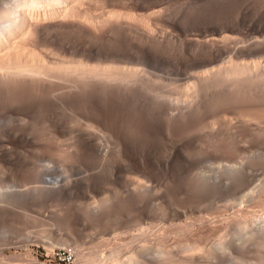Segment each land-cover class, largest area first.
Instances as JSON below:
<instances>
[{
    "label": "bare ground",
    "instance_id": "6f19581e",
    "mask_svg": "<svg viewBox=\"0 0 264 264\" xmlns=\"http://www.w3.org/2000/svg\"><path fill=\"white\" fill-rule=\"evenodd\" d=\"M206 2L0 0V160L53 154L69 166L71 160L77 158L74 163H78L82 158L91 160V167L96 160L98 167L108 164V169L115 161L127 160L128 166L134 164V170L144 172V164H136L135 157L144 158L139 153L145 145L148 148L160 139L167 142L170 155H177L180 143L204 131L208 140L199 137L200 142L209 141L213 160L206 172L200 168L193 178L190 172L191 183L203 193L233 195L225 205L231 213L223 214L218 205L213 212L217 215L210 218L196 208L198 200L187 209L180 204L181 214L194 218L173 228L180 238L191 237L182 243L177 238L173 243L177 247L167 244L173 239V230H168L172 225L167 229L171 233L156 236L148 225L140 226L127 241L128 237L121 241L122 232L102 239L95 247L105 246L108 253L96 248L82 254L84 264H264V27L254 36L242 35L246 38L237 37L236 24L226 28L229 32L215 30L207 18L215 1L208 9ZM162 152L165 155L164 150L157 153ZM26 166L32 182L43 179L48 185L27 188L33 200L61 196L70 186L66 177L48 179L41 165ZM129 178L135 193L127 194L128 198L123 194L125 203L113 193V199L106 196L99 203H80L76 209L83 220L104 227L106 220H117L121 211H127L123 209L131 204L127 201L143 202L149 191L145 181ZM22 192L0 190L1 218L17 217L14 205L17 197L22 200ZM256 205L261 209L253 208ZM165 207L155 210L162 215ZM65 217L73 224L80 220L70 213ZM149 230L155 237L139 243L138 236H147ZM213 232L218 234L214 240L209 237L213 241L207 247L205 237Z\"/></svg>",
    "mask_w": 264,
    "mask_h": 264
},
{
    "label": "rangeland",
    "instance_id": "374dc122",
    "mask_svg": "<svg viewBox=\"0 0 264 264\" xmlns=\"http://www.w3.org/2000/svg\"><path fill=\"white\" fill-rule=\"evenodd\" d=\"M210 1H212V2L215 1L214 2L215 4L211 3ZM216 1L219 3H217ZM206 3H207L206 9H208V7H210L211 4H213L210 7L209 11L207 10L208 11L207 15L210 16V17L207 16V18H209L208 21L211 24V26H214V25L216 26V29H215V26L213 27L215 30L223 29V30H225L224 32H227L228 31L226 29L227 27H233L232 25L236 24L237 26L236 25H234V26H235V28L238 27L237 29H239V30H236L234 27L233 28H234V32L236 34L237 33L239 34L237 37L238 38L239 37L240 38H246L250 34H251L250 36L256 35L258 29H260L261 27H264V0H209V1L207 0ZM221 22L222 23L225 22L224 25ZM210 24H209V26H210ZM221 27H223V28H221ZM234 32H232V33L234 34ZM254 33H256V34H254ZM247 34H249V35H247ZM242 35H244L246 37H244V36L242 37ZM178 60H180V59H178ZM180 62H181V60H180ZM203 132L197 133L198 135L199 134L200 135L195 137V139H194V136H196L197 134H194L192 136L193 138L190 137L191 139L188 137L189 140L186 142L182 138V140L180 142L184 141L183 142L184 144L182 143L183 144L182 145L179 142L180 145H178L179 147H177V149L178 148H181V149L177 150V155H176V153L173 155H170L168 153L169 147L167 145V142L165 144L164 142L159 141L160 139L152 142L153 143L152 146L150 143V145L148 147L150 149L149 150L150 152H148V150H147L148 148L145 145L144 150H142L143 152L141 151L142 153L141 152L139 153V154H143V157L145 159L141 157L142 155L139 156V158L141 157L140 160L138 157H135L136 164L140 163L141 161L144 164V167L146 168V169H144V172L139 171L138 169H137V171L134 170V167H135L134 164L129 165V166H133V167H130V170L127 171V169H129L128 168L129 163L127 160H126V162H123L124 161L123 160L120 163L115 161V163L113 162V163H111V165L109 164L110 165L109 169L107 168L108 164H107V166L104 165L106 168V169L105 168L103 169L104 171L101 170L104 166L102 168L98 167V163L96 162V160H93V161H95V164L97 165V166L96 165L95 166L98 169L95 166L91 167L94 165V164L93 165L90 164V162L93 163L91 160L88 162L87 161L88 159H83L84 161L85 160L87 161V163L83 162L86 164L85 165L86 168H85L84 164L83 163L81 164V162L83 161V160H81L82 158H78V160H79L78 163H74V161L77 162V158H76V160L73 158L74 159L73 161L69 160L70 161L69 163L72 162V164H70L72 166H69L68 161L67 162H65V161L61 162V159H62L61 158V159L57 160L58 162H61V163H59L61 165H57L58 162L55 159H58L60 156L57 155L58 156L57 157L55 154L54 155L56 156V158H54V156L52 157L53 154H50V155L44 154V156L42 155L43 157L41 155H34L35 158H34V156H32V157H29L27 160L23 159V158H18V159L13 158V159L0 160V167H1L0 168V190H1V192L5 191V190L11 191V192H13V191L22 192V190H27V192L26 191L22 192L24 194V196H21L22 200H20L19 197L16 198L19 201L14 199L15 203H17V205L16 204L14 205V209L17 210L15 216H17V217L14 219H12V218L3 219L0 217V250H1L0 251V264H36L35 261L38 262V264H84V262L82 261L81 255L82 254H88L89 252H92V250H95L97 248L95 246L102 239L108 238V237L114 235L115 233L119 234L120 232H122L121 234L123 237L121 238V241H123L125 238L128 237L126 239V241H127L128 239L132 238L131 237L132 235H134L135 233H137L139 231L138 228L140 226L147 227V225L150 228V230H152V229L154 230V228H155V230H157L159 228L158 231H156V233L152 230V232L155 236L158 234L164 235L163 234V233H165L164 231L173 230L171 232H173L174 235L172 233L171 234L172 236L170 237V239L171 238H173V239L168 240L167 244H170V245L172 244V246L177 247L174 244H176L178 242V239L181 236H179L180 232L178 233L176 231L177 230L176 228L178 227V225L176 226V223L184 224L187 221H189L190 219H192V216H193V215H189V214L187 215L188 217L183 216L180 212V211H182V209H187V208H189V206L192 207L195 203L199 202L198 204H195L196 208H201V210L204 211V212L202 211L203 214H205V216H206V214H207V216L209 215L208 216L209 218L212 215H215L213 212L216 211V209H217L216 207L218 205H219L218 207H220V205H221L220 208L223 209L221 211L226 212V213L225 212L224 213L221 212V213H223L225 215H227V213H231L230 208L225 207V205H228L227 202H228L229 198H230L229 202H231V200H232L231 196H233L232 194L222 196V194H224V193H220L218 195H216L218 192L217 193L215 192L216 194H214V192L212 193L211 191L210 192L204 191V193H203V191H200L199 189H197V187H193L194 185L191 183L192 182V179H191L192 174H190V172L193 173V175H192V178H193V177H195V175H197L198 169L201 168L200 170L203 169L202 171H205L206 169H208L206 167H209L207 165L211 164V159H212L211 155H212L213 151L210 152V150H212V149L209 148L211 146L209 141L207 142L209 144L208 145L209 147L207 146V143H205L208 140L207 139L208 137L206 135L207 132H204L206 134H204ZM199 137H201V138L204 137L203 139H206V141H204L202 139L204 142L201 141L202 143H205L204 145H206V146H204L202 144L204 146L203 147L201 145V142H200L201 138H199ZM196 139L199 141L197 142ZM157 141H159L158 144H157ZM195 141L197 142V144L195 143ZM154 143L157 145H155ZM159 143L161 145H159ZM198 143L201 146H199ZM163 144H165L167 146L165 147V145H163ZM158 145H159V147H158ZM162 145L164 147H162ZM147 146H148V144H147ZM155 146H157V147L155 148ZM201 147H203V148H201ZM157 148H160L161 150L157 151V150H159ZM201 149H205V150H201ZM154 150H156L157 152H160V153H161V151L164 150L165 155L163 154V152H162V154H160V153L155 152ZM168 154L170 155V157H172L171 159L168 157L169 156ZM45 155H47V156H45ZM39 156H41V157H39ZM146 156L148 157V159L146 158ZM218 156H219V154H218ZM149 157H151V158H149ZM37 161L39 164L36 163ZM32 163L35 166L41 165L40 166L41 170H44V171L46 170L45 171L47 173L46 177H48V179H52L49 177H66L69 180L71 179L69 182L70 186L68 187V184H67L66 185L67 188L65 187L67 189V190L65 189L66 192L64 191V193L61 196L59 195L58 197L56 195L55 196L54 195L53 196L52 195H47V196L42 195V196H40V198L37 201L33 200L34 198L31 196L32 192H30V191H32L35 186L41 187L44 185L45 186H48V185H47V183L43 182V179H37L38 182H36L37 181L36 179L35 180L33 179V182L31 181L32 177L30 176V171L27 170L26 165L30 166ZM62 163H65V165H63ZM79 163H80L81 167L80 166L78 167L76 165ZM145 163L150 164L149 165L150 167H147L148 165ZM44 164H46V166ZM87 164H89V165H87ZM125 164H127V166ZM42 165L44 166L43 168H42ZM83 166H84V168H83ZM89 166L91 167V169L89 168ZM87 167L89 169H87ZM69 168H71V169H69ZM99 168H101L100 171H99ZM132 168H133V171H131ZM65 169H68V170L66 172H64L63 170H65ZM80 169L83 171H81ZM86 169L88 171H86ZM90 170H93L95 172L90 171ZM97 170L100 173L97 174L96 173V172H98ZM145 170H146V172H145ZM150 170H151V172H149ZM200 170H199V172H200ZM89 171L93 174L92 175L93 178L90 177L91 174ZM195 171H197V172H195ZM138 172H141V173H138ZM95 173L97 174V176H95L96 175ZM144 173H145V175H144ZM83 175L87 178L83 179ZM123 176H125V177H123ZM188 176H189L190 180H188ZM30 177H31V179H30ZM127 177H128V179H127ZM129 177H131V179L136 178V177L140 178V181H142V180L145 181L143 186L144 185L147 186V189L149 190L148 192H152V190H153L152 193L149 194L147 192L148 195H147V193L144 195L145 196L144 198L146 200L144 198L143 199L145 201L144 200H142L143 202L137 201L139 204L136 201H135L136 202L135 204L132 203V202H134V200H132V202L127 201L126 205H128V203L132 204V205L131 204L128 205L129 208H127L128 206L127 207L125 206L126 208L125 207L123 208L127 211L126 212L121 211L119 214H121L122 216L120 215L121 216L120 218L118 216L117 220H115V219L112 220V218H111L112 221L106 220V222H104V224H105L104 227L103 226L97 227V226H95V224L88 223L87 221L85 222L84 221L85 219L83 220L82 214L80 215V213H79L81 211L77 210V209H80V205H82L83 202L99 203V200L101 201V199L103 197L107 198L106 196H109L108 199H111L110 197H112V199H113L114 197L116 198L117 196L118 197L120 196L119 198L117 197V199L120 200V202H121V200L123 202L124 199L126 200V198H128L129 195H132L133 193H135L134 192L135 190L134 189L132 190V188H134V186L131 185V184H133V182L130 183L131 181H129V179H130ZM73 180H74V182H75V180L76 181L78 180L77 181L78 183L77 182L74 183ZM125 180H126V182H125ZM127 180L130 183V187H129ZM143 181H142V183H143ZM187 181H189V184ZM124 182L126 185L124 184ZM186 182H187L188 186H187ZM127 184H128V186H127ZM33 185H34V187H33ZM72 185H74L75 187ZM149 185L151 188L149 187ZM30 186H32L33 188ZM29 187H30V189L32 188V190L27 189ZM152 187H153V189H152ZM129 188H131V189H129ZM193 188H195L194 191H193ZM195 191H196V193L194 194ZM197 191H198V196H197ZM28 192H30V193H28ZM114 192L116 193V195ZM112 193H113L114 197L111 196ZM205 193L207 195H209V193H212V194H210L211 196H206ZM27 194H30V196L28 197ZM123 194H125L124 195L125 197L127 196V194H129V195L125 198L123 196ZM25 195H26V197H25ZM213 195H216V196H213ZM219 196H221V197L219 198ZM223 198H225V199H223ZM35 199H37V198H35ZM40 199H41V201H39ZM164 200H167V201H164ZM192 200L193 201L195 200V203H193ZM197 200H198V202H197ZM161 201H163V202H161ZM158 202L159 203L161 202V204H158ZM168 202H169V204H168ZM80 203H82V204H80ZM123 203H125V202H123ZM164 203L171 206V207H168ZM188 203L189 204L192 203V204L188 205ZM180 204L184 205V206L181 205L182 209L180 207ZM157 206H166L164 208V210L166 208L169 210L166 209L165 211H163L164 213L161 215L160 213H158L155 210ZM195 206H193V207H195ZM171 208L173 210H170ZM226 208H227V210H225ZM253 208L258 209V210L261 209L257 205L254 206ZM66 213H70V215L72 217L80 216V217H78L80 219L79 223L73 224L69 220H67L65 217ZM73 213H74V215H72ZM165 213H166V215H165ZM167 213L170 216L167 215ZM174 213H175V215H174ZM20 214H21V216H20ZM77 214H78V216H77ZM176 214H178V215L180 214V215L176 216ZM216 215H217V212H216ZM138 216H141V217L138 218ZM190 216H191V218H190ZM193 218H194V216H193ZM136 219H138V220L136 221ZM114 221H116V222H114ZM107 223H110L111 227L108 226L109 224H107ZM116 224H118V225L116 226ZM149 225L150 226L152 225L151 227H153V225H154V228H151ZM170 225H172V229H168L169 227H171ZM106 226H108V227L106 228ZM112 226H114V227H112ZM165 227H166V230L162 231L161 228L165 229ZM101 228L102 229L105 228V230H102ZM108 228H109V230H107ZM113 228H115V229H113ZM173 228H175L176 230L174 231ZM150 230L147 232V236H145V234H144V237H143V235L140 237V235H139L138 236L139 238L137 240L138 241L141 240V243H143V242H146V240H149L150 236H151V239H153L155 236L153 237V234L149 233V232H151ZM159 230L161 233L159 232ZM108 231H109V233H112V234H109ZM169 232L170 231H168V233ZM131 233H133V234L131 235ZM213 233H210V235L207 234L205 237L206 239L201 238V240H200L201 245L202 244L205 245L207 242H204V241L207 240L208 243L206 244V246L208 247L210 245L209 243L215 239V237H216L215 235L218 234V233H214V234ZM121 234H120V236H121ZM166 234H167V232H166ZM183 234L188 235L187 233H182V235ZM211 234H213V235L211 236ZM167 235H166V239H168L167 237L170 236L169 234H167ZM175 235H178V237H176ZM180 235H181V233H180ZM184 236L185 235H183L182 237H184ZM189 236H190V234L184 238H180L179 241L184 240V239H185L184 241H186L188 239L190 240L191 237H189ZM187 237H189V238H187ZM209 237L211 239L213 238V240H211ZM147 238H149V239H147ZM64 240L66 242L65 244L62 243V241H64ZM184 241H181L180 243H182ZM174 242H176V243H174ZM139 243H140V241H139ZM139 243L136 245H140ZM180 243H178L177 245L179 246ZM170 245L169 246L167 245V247H169V249L172 248V246H170ZM104 247L101 248V246H100L99 248H101V250L99 248H97V249H99L100 252H102V254H104V253L107 254L108 252H107V250H104ZM173 250L177 251V248H173ZM56 251L60 252V256L54 255V252H56ZM232 252H233V254H236L237 257L241 253L240 258H241V256H242V258H243V256L244 257L247 256V255H244L245 253H243V252H239V251L238 252L232 251ZM125 256L126 255H124V257ZM85 264H91V263L86 262Z\"/></svg>",
    "mask_w": 264,
    "mask_h": 264
},
{
    "label": "built area",
    "instance_id": "2783aa9c",
    "mask_svg": "<svg viewBox=\"0 0 264 264\" xmlns=\"http://www.w3.org/2000/svg\"><path fill=\"white\" fill-rule=\"evenodd\" d=\"M54 255L60 256V252L56 251V252H54Z\"/></svg>",
    "mask_w": 264,
    "mask_h": 264
}]
</instances>
